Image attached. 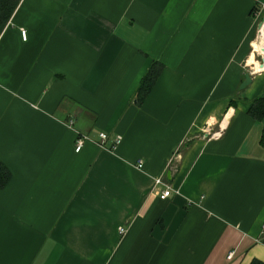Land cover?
<instances>
[{
	"label": "crops",
	"instance_id": "1",
	"mask_svg": "<svg viewBox=\"0 0 264 264\" xmlns=\"http://www.w3.org/2000/svg\"><path fill=\"white\" fill-rule=\"evenodd\" d=\"M260 3L20 0L0 34V264H264Z\"/></svg>",
	"mask_w": 264,
	"mask_h": 264
},
{
	"label": "trees",
	"instance_id": "2",
	"mask_svg": "<svg viewBox=\"0 0 264 264\" xmlns=\"http://www.w3.org/2000/svg\"><path fill=\"white\" fill-rule=\"evenodd\" d=\"M20 0H0V34L8 23L10 17L16 10ZM163 66L153 63L146 75L140 82L137 90V99L143 100L157 81ZM250 114L256 119L264 117V99H258L249 110ZM10 180V172L0 163V189Z\"/></svg>",
	"mask_w": 264,
	"mask_h": 264
},
{
	"label": "built area",
	"instance_id": "3",
	"mask_svg": "<svg viewBox=\"0 0 264 264\" xmlns=\"http://www.w3.org/2000/svg\"><path fill=\"white\" fill-rule=\"evenodd\" d=\"M253 16L255 18V20H257V24H258V28L256 30V39L257 40L259 37H261L264 40V3H260L254 10H253ZM23 35L25 36V32H22ZM264 58V57H262ZM261 64V63H260ZM262 65H264L262 63ZM98 139H99V147H101L102 149L104 148V144L105 142L108 140V136L106 133H101L98 135ZM88 140L87 136L85 135H79L75 141V152H79L81 150V148L83 147L84 143ZM121 141V137L117 136L114 140H113V145H117L119 144ZM114 148V146H113ZM137 168H142V163L139 162L137 164ZM164 186L165 190H163L160 194H159V198L161 199H165L167 198L170 193H171V189L170 187L166 186L162 180L160 178H156L154 180V187L157 186ZM261 230L262 233H264V224L261 226ZM124 232L123 228L119 229V234H122ZM233 255V253H229L228 254V258H231Z\"/></svg>",
	"mask_w": 264,
	"mask_h": 264
},
{
	"label": "bare ground",
	"instance_id": "4",
	"mask_svg": "<svg viewBox=\"0 0 264 264\" xmlns=\"http://www.w3.org/2000/svg\"><path fill=\"white\" fill-rule=\"evenodd\" d=\"M257 40L258 41H256V43L254 44V50L260 52L263 49L264 40L261 37H259Z\"/></svg>",
	"mask_w": 264,
	"mask_h": 264
},
{
	"label": "water",
	"instance_id": "5",
	"mask_svg": "<svg viewBox=\"0 0 264 264\" xmlns=\"http://www.w3.org/2000/svg\"><path fill=\"white\" fill-rule=\"evenodd\" d=\"M262 63L264 64V58H262ZM261 67H263L261 65ZM250 83V77L249 75H245V80L242 82V84L240 85V89H243L246 85H248Z\"/></svg>",
	"mask_w": 264,
	"mask_h": 264
},
{
	"label": "rangeland",
	"instance_id": "6",
	"mask_svg": "<svg viewBox=\"0 0 264 264\" xmlns=\"http://www.w3.org/2000/svg\"><path fill=\"white\" fill-rule=\"evenodd\" d=\"M262 57H264V56H259V57H258V61H259V63H262Z\"/></svg>",
	"mask_w": 264,
	"mask_h": 264
}]
</instances>
